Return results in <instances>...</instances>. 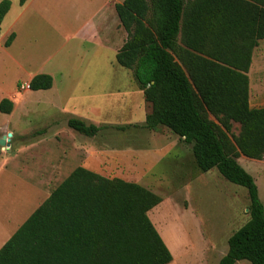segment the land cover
I'll return each instance as SVG.
<instances>
[{"label":"trees","instance_id":"16d2710c","mask_svg":"<svg viewBox=\"0 0 264 264\" xmlns=\"http://www.w3.org/2000/svg\"><path fill=\"white\" fill-rule=\"evenodd\" d=\"M10 7L0 0V29ZM114 9L126 32L115 62L131 70L150 104L145 126L166 127L191 144L200 170L215 167L247 191L248 219L216 264H264V207L236 160L264 157V106L249 105L247 75L264 39V0H122ZM13 38L11 32L4 46ZM52 84L50 74L37 73L28 88ZM13 106L0 99V112ZM66 124L89 137L102 128L75 116ZM161 200L137 182L77 166L0 247V264H168L172 254L148 217Z\"/></svg>","mask_w":264,"mask_h":264},{"label":"rangeland","instance_id":"374dc122","mask_svg":"<svg viewBox=\"0 0 264 264\" xmlns=\"http://www.w3.org/2000/svg\"><path fill=\"white\" fill-rule=\"evenodd\" d=\"M10 1L2 30L19 13L11 31L19 33L21 45L27 48L21 57L28 60L30 72L43 68L51 73L54 86L33 91L18 86L16 79L21 76L23 80L26 74L14 62L19 60L17 46L9 54L2 50L7 49L3 44L6 34L0 48V97L14 102L10 113L0 112V138L11 133L9 144L0 145V159L6 161L0 170V223H7L6 231L19 226L56 185L40 168L46 160L41 152L45 147L39 151L33 140L43 134L36 133L37 129L43 128L48 136L59 130L77 144L64 145L71 156L66 165L70 169L60 175L62 179L75 167L84 166L103 176L145 186L162 198L148 211V217L172 254L168 264H216L227 250L228 237L248 219L247 191L227 181L215 167L200 170L192 156L177 160L178 148L170 143L177 142V136L164 126L154 130L145 126L143 114L150 106L146 109L143 96L131 92V70L117 65L115 54L106 45L94 47L97 52L92 59L93 44L83 40L85 22L100 11L104 1L122 0H27L24 5ZM109 62L115 66L110 68ZM98 63L106 81L91 85L100 96L92 101L86 91L87 76L93 75ZM247 74L250 105L264 106V39L253 50ZM64 103L76 107L64 111L100 125V131L89 137L70 128L64 123L68 116L60 112ZM52 120L58 122L51 124ZM232 124L236 134L238 124ZM182 150L188 152L187 143ZM260 160L240 155L238 163L253 177L264 207V157ZM235 264L250 263L238 260Z\"/></svg>","mask_w":264,"mask_h":264},{"label":"crops","instance_id":"0c3cea01","mask_svg":"<svg viewBox=\"0 0 264 264\" xmlns=\"http://www.w3.org/2000/svg\"><path fill=\"white\" fill-rule=\"evenodd\" d=\"M26 1H25V3H26ZM114 3H111V2H108V1H104L102 6L100 7V11H98L97 13L96 12L92 13L89 16L88 20L85 22L86 29H87L86 31L87 32H86V36H85V38L83 40L85 42H89V43L93 44V50H92V53H93L92 57L93 58L92 59H94L95 54L97 52V50L94 47L97 46L98 49H99V47H102V46L106 45V47H105L106 49H111V51L114 54H116V52L118 51L120 46L123 44V42H124V40L126 38V32L119 24V19H118L117 15H116V12H115V9H114ZM103 10H107V12L103 13ZM113 11H114L115 15L112 14ZM7 14H8V12L5 14V16H4V18H3L2 22H1L0 48L2 47V39H3V37L6 34L9 35L11 32H13L14 33V38H13L12 42L9 44V46H7V47L5 46V48H7L6 50L3 49V48H2V50L6 51L7 53L8 52L11 53V50L13 48L15 49L16 46H17L18 52L20 53L19 54V60L15 59L14 62L18 65L20 71L26 74V78L25 79L22 80L21 76H19V79H16V80L19 81L18 82V86H21L22 84H28L29 80L31 79V77L33 75H35L37 73H46V72H43L44 71L43 68L31 71V72L29 71L30 65H28V62H27L28 60H25L23 58V56L21 57V55H23L25 53V50L27 48L23 47L21 45L19 33L15 32V30L11 31L13 29L14 22L19 17V13L17 15H14L10 19L9 23H7L6 28L2 30V24L4 23V20H5L6 16H7ZM111 18H113V20H111ZM85 24L82 26V29L85 26ZM104 27H105V31L103 29ZM82 29L79 28L78 31L82 33ZM252 59H253V52H252L251 63H252ZM251 63H250V66H249V69H248L247 73H249V70L251 68ZM108 66L110 68H112V66H115V65H113V62H109ZM93 68H94L93 69V75H88L87 76V80H88L87 84H88V86H87L86 91H89L88 97L92 98L93 99L92 101H95V98L98 96L97 94H99V93L98 92L96 93V91H98V90L94 86H91V85H97V84L101 85L103 82L106 81V78L103 77L102 74H101L102 66L100 65V63H98L97 66L94 65ZM47 74L51 75V73H47ZM53 86H54V82L52 84V87ZM72 89L73 88L70 87L69 94H68L69 96H71V94H74ZM31 91H33V90H31ZM131 92L133 93V95L134 94H139V95L141 94L143 96L142 91L137 87V84H136L135 81H133V83H132ZM98 97H100V96H98ZM0 99H1V97H0ZM144 102L146 104L145 106H146V109H147L148 105L150 106V104L148 102H146L145 100H144ZM66 103H64L61 106V109H60V112L64 113L63 115L68 116L65 119L64 123H66L67 119L73 115V114H70L69 111L68 112L64 111L65 108H69L68 110L76 109L75 106H73L72 108L70 106L66 107ZM94 105H96V104L94 103ZM249 105H250V86H249ZM148 111L150 112V109ZM148 111L146 112V110H145V112L143 114L144 118H145L146 114L148 113ZM56 122H58V120H52L51 124H54ZM132 122H134V121H132ZM35 131H36V133H43V134L37 135L34 138V140H33V143L35 144L34 146H36V148H38L39 151H40V148L42 146L45 147V150H41V152L46 156V160L41 165L40 168H42V167L44 168L43 175L45 176V178H49V179L52 178V179H54L53 181L56 180L55 181L56 185H54V187H55L64 179V178L62 179V177L60 175L70 169V167L66 168V165L68 164L67 163L68 162V156H71V154L69 155L68 153L65 152L64 145L69 144V146H70L71 143H72L74 146H77V144L75 143L73 138L71 136H69V134L62 135L59 130H55L54 132H52V134L50 136H48V135H46L44 133L45 130H43V128L37 129ZM177 138H178L177 142L176 141L175 142H170L171 144H174V146L176 148H178V152H176L177 160L182 162L185 158H188V156H192L193 157L192 151H191V146H190L191 144H187V148L189 146V150H188L189 155H188V152L186 151L187 149L185 151L182 150V148L185 147L186 143L185 142H184L185 144L182 143L183 141L178 136H177ZM65 139H68V142L64 141ZM50 142L53 143V146L56 147V149H54V148L52 149L51 147L49 148V145H50L49 143ZM41 152H38L40 156L43 155V154H41ZM239 157L236 158L237 162H238V158ZM259 161H261V160H259ZM5 164H6V161L0 159V170H3L5 168ZM49 194H50V192H49ZM7 226H8L7 223H6V225L3 222L0 223V247L13 234V232L18 228V226L16 225L13 228H11V230L6 231Z\"/></svg>","mask_w":264,"mask_h":264},{"label":"water","instance_id":"95a60500","mask_svg":"<svg viewBox=\"0 0 264 264\" xmlns=\"http://www.w3.org/2000/svg\"><path fill=\"white\" fill-rule=\"evenodd\" d=\"M11 136V133H7V135H2L0 138V145L5 146L8 145L9 137Z\"/></svg>","mask_w":264,"mask_h":264},{"label":"built area","instance_id":"2783aa9c","mask_svg":"<svg viewBox=\"0 0 264 264\" xmlns=\"http://www.w3.org/2000/svg\"><path fill=\"white\" fill-rule=\"evenodd\" d=\"M21 87H26V88H28V84H22Z\"/></svg>","mask_w":264,"mask_h":264}]
</instances>
